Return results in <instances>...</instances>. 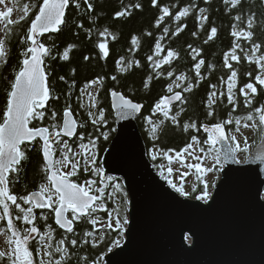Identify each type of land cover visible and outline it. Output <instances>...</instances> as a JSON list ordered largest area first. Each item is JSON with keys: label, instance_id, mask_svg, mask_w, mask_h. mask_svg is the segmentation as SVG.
Masks as SVG:
<instances>
[{"label": "trees", "instance_id": "obj_1", "mask_svg": "<svg viewBox=\"0 0 264 264\" xmlns=\"http://www.w3.org/2000/svg\"><path fill=\"white\" fill-rule=\"evenodd\" d=\"M40 2L41 0H16L18 13L14 17L11 15L10 19L17 22L8 25L7 34L5 32L6 22H3L2 38L6 39L8 56L7 63L0 60V120H2L6 103V93L10 90V82L20 67L22 60L20 52L27 47L26 43H21V37L26 34L30 21L34 18L36 9L31 6ZM88 2L92 3V10L87 9L85 0H70V5L66 10V22L60 30L44 34L39 38L42 43L51 48L50 55L44 58V68L48 74L47 84L53 98L48 101L44 109L45 118L42 121L33 120L30 127H49L52 131L51 125L61 124L63 110L70 106L78 122L77 135L70 139L63 138V140L68 141L73 153L80 143L87 145L90 138L94 139L96 146L92 150L96 155L97 167H101L103 152L115 133L114 115L110 105L112 91L121 92L124 96L142 104L137 123L147 152L153 147L165 152H169V149L180 151L186 145L195 142L192 140L193 136L197 137L198 147L206 150L208 145L204 141L208 134L203 131L201 125H212L231 119L233 122L225 125L230 134L237 131L236 119L240 120L239 128L245 123L259 120V115L254 110L264 104V85H259L255 77L258 74L264 77V73L261 72L255 58L250 62L245 54L252 56V46L259 44L260 49L255 56L264 55V0H241L236 7H232L230 3L226 4L225 0H157L158 6H153L152 0H88ZM76 3L80 4V8L75 7ZM26 4L30 6L29 16L21 21L19 18L23 15V6ZM136 4H140L141 7L136 8ZM163 7H168L170 14L164 15L157 25V20L163 15L161 11ZM186 7L189 9L188 14L176 19L177 12ZM201 9L204 11L201 12ZM125 10L128 14L115 15ZM237 15L241 17L240 20L235 19ZM250 16L253 18L251 29L248 28ZM202 17H207V19H202ZM78 24H83V27H77ZM212 27H216L217 33L215 37L208 40ZM178 28L182 30L174 35ZM105 29L107 30L106 35L101 36L100 33ZM241 30L251 31L252 38L249 40L232 35L233 31ZM133 37L137 38L135 45L132 43ZM157 42L161 45L159 53L155 51ZM100 43H106L108 49L106 57L98 47ZM69 45H74V47L69 51V59L64 60L62 54ZM233 49L240 59L237 62L229 55L227 61L231 65L229 69L225 66V54H230ZM168 50L175 51L178 56L170 64H162L159 69L155 68L154 62L162 60ZM86 56L89 59L85 60ZM149 56L153 57L152 61H149ZM200 60H203L204 64L201 65L198 77L195 64ZM136 61L139 62V66L136 65ZM73 69H75L74 73ZM231 70L237 72L236 86L233 89L235 111L227 100V82ZM169 72H172V76L168 75ZM248 73H251V76ZM181 76L184 78L177 79ZM60 77H64V80ZM148 77H151V80L145 87ZM91 81H97V83L90 84ZM250 82L257 88V93L251 95L252 103L246 107L245 97L239 89ZM169 85H172V92L168 91ZM190 85L191 90L184 91ZM211 85H216V87L213 89ZM175 91L182 92L183 100L170 105L168 118L162 112L154 111V106L161 97ZM213 91L217 96L214 97L216 103L212 105L214 114L210 117L207 115L208 96ZM245 91L250 93L251 90L245 89ZM89 93L98 101L95 108L91 106ZM220 93L224 95L220 96ZM101 109L104 111L105 122L93 124L92 120L98 117ZM53 110L57 113L55 120L51 118ZM89 112L93 113L92 117L88 115ZM249 114L253 115L252 120L247 118ZM172 116L176 117L175 123L171 119ZM192 122L196 123L197 128H189L185 131V123ZM258 127L261 125L258 124ZM80 133L84 135L83 141L79 138ZM101 133H106L108 138L105 140ZM258 139H255V144ZM29 147L30 150L26 153L27 159L22 161L19 173L10 177L12 180L10 191L18 197L38 190L39 183L44 182L46 176L43 171L44 161L39 140ZM54 148L57 157L59 145L56 144ZM72 153L69 155L72 156ZM148 156L150 158L149 153ZM160 159V157L154 160L150 158L158 172L162 170L159 165ZM78 160L81 169L71 179L77 183H83L88 179L96 180L97 184L94 189L104 187L105 203L108 211H112L116 208V196L113 195L112 199L107 198L108 180H104L101 184L100 176L83 171L84 157H79ZM89 167L91 168V165ZM205 183L203 177L200 176L198 179V174H196L190 198L200 195ZM124 193L123 190L119 191L118 197L121 204L127 202V196L125 197ZM95 194L99 195V193ZM18 202L22 207L25 206L22 201ZM127 209L125 206L122 208L123 215H127ZM0 210L2 212V208ZM10 210L16 227L23 230L24 222L15 219L22 213H19L13 205H10ZM98 215L107 218V212L98 211ZM0 229L7 231L6 221H0ZM100 229L82 220L74 223V232L67 233L54 223L52 236L58 238L59 242L62 239L65 240V243L63 245L54 244L52 239L46 242H52L53 256L51 258L55 262L62 255L55 252V249L66 247L69 255L65 264H85V257L88 259V264H91L92 260H100L101 256L108 252L109 247H115L113 241L119 239L121 243L123 240V233ZM85 232H92L93 235L85 236ZM94 235L96 240H99L101 235L105 237L97 247L92 246ZM72 239L77 240L75 247L70 244ZM85 240L88 243H84ZM29 247L36 254V243H31ZM37 260H40L38 254ZM47 261L45 260V264ZM0 264H7V258L0 260Z\"/></svg>", "mask_w": 264, "mask_h": 264}, {"label": "snow or ice", "instance_id": "obj_2", "mask_svg": "<svg viewBox=\"0 0 264 264\" xmlns=\"http://www.w3.org/2000/svg\"><path fill=\"white\" fill-rule=\"evenodd\" d=\"M225 3H230L232 7H236L241 3V0H225ZM0 4H5V0H0ZM88 10H92L93 5L89 3L88 0H85ZM153 6H158L157 0H152ZM70 5V0H41L40 3L32 5V8H35L34 18L31 19L30 25L27 28L26 34L21 37V43L27 44L21 52L20 55L22 60L20 62L19 70L15 72L14 79L10 82V90L6 93V103L3 109L2 120H0V208H2V214H0V221H6L7 231L5 235L7 236L8 250H0V260L7 258V264H37L34 259L33 250L30 249V241H35L36 243V254L41 255L42 257H49L47 264H53L51 257L53 252L51 251L52 245L45 242L47 237L51 239L52 229L49 227V231L41 233L40 229L37 228L34 224L36 216L34 215L33 209H49L54 213L55 224L59 228L64 229L67 233L74 232V222L85 221L88 224L93 226L99 223V218L94 217V214L98 211L107 212V223L100 230H113L119 233H123L125 226L129 223L127 215H123V210L118 206L112 211H108L107 205L105 203V189L104 187H98L94 189V186L97 184V181L94 179H88L83 183H77L72 177L76 176L81 169L80 161L73 159L75 156H84V172H91L94 176H100V183L103 184L104 180L108 181L114 180V177L103 176V169L97 167V160L95 152L92 149L96 146V141L94 139H89L88 144L80 143L79 148L83 150L82 152L72 153V148L69 145L67 140H61L60 137L67 136L69 138L77 135V120L74 118L71 107L67 106L63 110L62 114V123L52 124L50 131L49 127H30L29 125L33 120L42 121L45 118V111L48 101L52 99L51 89L47 84L48 74L45 71L44 58L50 55L51 48L46 46L44 43L38 39V37L43 36L46 33L58 32L61 26L66 22V9ZM6 11H0V19L5 21V32L9 31L8 25L14 24L17 21L10 19L11 14L13 13V7H9L5 4ZM76 8H80V4H75ZM136 8H140V4L135 5ZM163 15L157 20V25H159L160 20L163 19L164 15H169L170 11L168 7H163L161 9ZM204 10L201 9V12ZM30 12V6H23V15L19 18L21 21L28 18ZM189 9L186 7L183 10L177 12L176 19L184 17L188 14ZM128 14L127 11H119L115 15L123 16ZM240 16L235 17L236 20H240ZM202 19H207V17H202ZM253 26V18L250 16L248 19V28L251 29ZM77 27H83V24H78ZM182 29L178 28L177 33ZM167 32V29H165ZM107 30L101 32L100 35H106ZM217 33L216 27H212L208 40H211L215 37ZM150 35V33H149ZM195 35V33H193ZM232 35L235 37H243L245 39H251L253 33L251 31H233ZM51 38V37H49ZM132 43L135 45L137 43V38L133 37ZM207 43V41H205ZM74 45H69L67 49L62 54V59H69V51ZM98 47L101 49L103 55L106 57L108 55V49L106 43H100ZM191 47V46H189ZM239 47V45H236ZM260 45L254 44L252 46V56L246 55V58L251 62L255 58V62L260 67L262 73H264V55L256 57L255 53L259 51ZM156 53L161 51V45L159 42L155 45ZM193 51H196L193 49ZM229 55L231 59L239 62V57L235 54V49L231 53L225 54V66L231 69V65L227 63ZM8 52L6 50V39L0 38V60H3L4 63H7ZM178 54L173 50H168L167 55L162 58V60L155 61L154 67L159 69L162 64H170L173 59H175ZM85 60L89 59L87 56L84 57ZM149 61L153 60L152 56L148 57ZM119 64V61L117 62ZM139 66V62H135ZM204 64L203 60H200L199 63L195 64V69L197 76L199 77L201 65ZM126 70V69H121ZM75 69H73V73ZM169 76H172V72L168 73ZM251 76V73H248ZM236 70H231V75L228 77L227 82V100L230 105L233 106V111H235V96L233 89L236 86ZM184 77H178L177 79H183ZM61 80H64V77H60ZM115 79V77H112ZM151 80V77H148V80L145 81V87L148 86V81ZM256 82L259 85H264V77L257 75L255 77ZM90 84H95L97 81H91ZM191 85L188 88H185L184 91H190ZM213 89L216 85H211ZM245 89L251 90L250 93L246 92ZM168 91L172 92V85L168 86ZM83 92V90H82ZM239 92L245 97V106L247 107L252 103L251 95L257 93V88L253 83H247L243 88L239 89ZM71 93H69L70 95ZM112 97L119 100L118 107L123 113L126 110L139 111L142 108V105L139 103H134L132 100L125 98L122 94L112 91ZM224 93H220V96H223ZM216 92H210L208 96V107L209 111L208 116H213L212 105L216 103ZM58 99V97H56ZM89 98L91 100V106L96 107L98 101L96 97L89 93ZM183 97L181 92H175L172 96H163L155 104L154 111L162 112L163 115L168 118L170 105L173 101H182ZM183 109H181L182 111ZM255 113L259 115V125L264 126V104L260 107L255 108ZM179 113H177L178 115ZM90 117L93 116L92 112H89ZM57 117L56 111L51 112L52 120H55ZM249 120L253 119V115L249 114L247 117ZM172 121L176 122V117H171ZM98 122H105L104 120V111L99 110V115L97 118L92 120L93 124ZM233 121L231 119L226 121H221L214 123L210 126L201 125L204 131L208 134L207 139L204 141L205 144L209 145V151H211L218 143L224 142L229 139L225 132V125L231 124ZM235 123L237 125V131H239L240 120L236 119ZM248 127V125H245ZM189 128L196 129L197 125L195 122L185 123L184 130L187 131ZM155 132V129H153ZM101 135L106 140L107 134L101 133ZM37 138L42 142L40 145V151L42 153L44 167L43 171L46 173L45 183H41L38 186V190L29 192L24 196H17L10 191V174H18L20 167L22 166V161L27 159V151L30 150V145H32ZM81 141L84 140L83 133L79 134ZM231 141H236V137L232 136ZM193 141H197V137H192ZM54 144L59 145V151L61 154V159L54 160L53 156L56 151ZM245 147L243 151H247V137L244 138ZM23 146V147H22ZM193 145L188 144L185 148L181 149L180 152L175 153V157L169 156V160L178 159L182 166H186L188 169H195L198 174V179L203 174L216 170L213 168H205L202 166L201 162L195 164H184L185 156L184 153L192 156L196 161H201L200 156H194L189 149H192ZM241 150L239 142H236V146L232 147L231 144L227 145V152L225 153V158L229 159L232 157V154L236 151ZM169 152L175 150L169 149ZM201 152L205 150L200 149ZM217 151H219L217 149ZM69 153H72L70 157ZM167 155V154H166ZM155 159V156L153 157ZM257 160H264V145L260 146L256 153ZM237 163L242 161L237 160ZM216 163L219 164V159L216 158ZM91 165V168L89 167ZM70 166L69 171H64L65 168ZM169 173L173 171L171 168L168 169ZM188 173L184 172L181 174V179L184 176H187ZM169 184L182 196H188L189 193L185 191L183 186H177L171 180L168 181ZM113 193H108L107 198L112 199L113 195L117 191H121V186L119 184L112 185ZM195 190V189H194ZM99 193V195L95 194ZM125 197L127 196L124 193ZM210 198V193L208 191L207 183L204 184L203 191L200 195L196 196L197 200H207ZM22 201L25 205H30L25 208L21 206ZM10 205L15 206L19 210V213L22 215H17L16 220H21L25 224L32 225L31 227L24 228L23 230L16 227L13 216L11 214ZM69 213L71 218H69ZM44 220H47V216H43ZM0 231H3L0 229ZM10 233V235H9ZM35 234V235H34ZM92 232H85V236H92ZM104 236L101 235L99 240L93 239L92 246L97 247L100 242H103ZM61 245L65 243V240L59 242ZM84 243H88L87 240ZM70 244L75 247L77 245V240L72 239ZM114 246H120V240L116 239L113 241ZM108 251H112V248L109 247ZM55 252L61 253L59 259L55 261V264H65V260L69 255V250L66 247H57ZM85 264H88L87 257L84 258ZM38 264H45V260L41 258ZM91 264H101L100 260H92Z\"/></svg>", "mask_w": 264, "mask_h": 264}, {"label": "water", "instance_id": "obj_3", "mask_svg": "<svg viewBox=\"0 0 264 264\" xmlns=\"http://www.w3.org/2000/svg\"><path fill=\"white\" fill-rule=\"evenodd\" d=\"M111 93L115 133L101 158L102 175L122 180L129 223L101 264H264V160L256 159L264 126L241 163L235 153L225 158L229 140L218 143L220 176L210 198L197 200L180 195L150 160L137 123L142 108L122 113Z\"/></svg>", "mask_w": 264, "mask_h": 264}, {"label": "rangeland", "instance_id": "obj_4", "mask_svg": "<svg viewBox=\"0 0 264 264\" xmlns=\"http://www.w3.org/2000/svg\"><path fill=\"white\" fill-rule=\"evenodd\" d=\"M15 2H16V0H5V4L9 7H13V9H14L13 13L11 14L12 17L17 15V13H18V9L16 7ZM5 4H0V11H6ZM3 22L4 21L2 19H0V38H2L3 33H4ZM258 124H259V120L254 121V122L245 123L244 125H242L239 128V131L231 132L230 134L227 132V130L225 128L226 134L229 137L228 140L231 143L232 147H235L236 142H239L241 150H238L235 152L236 157L239 161H243L248 156V154L251 152V150L256 145L255 139L260 138L262 131H263V127H262V125H261V127H258ZM245 125H248V127H245ZM232 136L236 137V141H231L230 138ZM245 137H247V149H248L247 151H243V149L245 147V144H244V138ZM60 139L63 140L62 137H60ZM191 144L193 145V147H192V149H189V152H191L194 156H200L202 158V160L196 161L192 158V156L188 155V153H184V156H185L184 164L187 165L189 163L195 164L197 162H201L202 166L205 168L215 167L216 170L207 172V173L202 175L204 181L208 185V191H209V193H211L216 181L218 180V178L220 176V169L222 168V165H223L222 157L219 154V151H217L218 144L211 151L208 150L209 149V145H208V147L206 148V150L204 152L200 151V148L198 147L196 141L191 143ZM53 146H56V144H54ZM82 151L83 150H81L78 147L76 150L73 151V153L82 152ZM176 152H180V151L165 152V151H162L161 149H159L157 147H153L152 150L149 151L148 153H149L150 158L152 160H154L153 159L154 156H155V159L158 157L161 158L159 161V165L162 168V170L159 172L160 175L163 178H165L167 181L171 180L177 186H183L185 191L189 193V195L185 196V197H191L190 192H191V188L193 186L195 176L197 173H196L195 169H188L186 166H182L178 159H172L170 161L168 157L169 156L175 157ZM79 157H84V156L83 155L75 156V157H73V159L78 160ZM56 158H57L56 160L61 159L60 151H59L58 156ZM216 158L219 159V164L216 163ZM169 168H171L173 170L171 172V174L168 171ZM69 170H70V166L68 168L64 169V171H69ZM184 172H187L188 175L184 176L183 179H181V174ZM111 177H114V176H111ZM105 180H107V179H105ZM114 184H119L121 186V190H123L126 193L124 186H123V182L119 177H114V180L108 181L107 185L109 188V193H113L112 185H114ZM169 185H171V184H169ZM114 195L116 196V201H115L116 207L119 206L122 209L125 206V208L127 209L128 197H127V202L124 204H121L119 197H118L119 191L115 192ZM0 214H2L1 210H0ZM94 217L99 218V223L97 225H95L97 228H102L104 225H106L107 218L100 217L98 215V212L94 214ZM2 230L3 231H0V250L7 251L8 250L7 236L5 235V230L4 229H2ZM94 239H95V235H94ZM46 242H49V240L47 239ZM47 258H49V257H47ZM46 260H48V259H46Z\"/></svg>", "mask_w": 264, "mask_h": 264}, {"label": "flooded vegetation", "instance_id": "obj_5", "mask_svg": "<svg viewBox=\"0 0 264 264\" xmlns=\"http://www.w3.org/2000/svg\"><path fill=\"white\" fill-rule=\"evenodd\" d=\"M13 174H10V177L12 176ZM46 182V179L44 178V182L42 181V182H40L39 184H41V183H45ZM10 183H12V180L10 179ZM9 187H10V185H9ZM30 205H25L24 207L25 208H27V207H29ZM33 212H34V215L36 216V219H35V221H34V224H35V226L37 227V228H39L40 229V232L41 233H45V232H48L49 231V227L48 226H51V229H52V227H53V224L55 223L54 222V213H52L49 209H37V208H34L33 209ZM42 215L43 216H47L48 217V219L47 220H44L43 218H42ZM69 218H71V214L69 213ZM24 225H25V228H27V227H31L32 225H28V224H25L24 223ZM35 235V234H34ZM51 235H52V233H51ZM48 238L46 237L45 238V242H46V240H47ZM51 239L53 240V243L54 244H58L59 243V239L58 238H55V237H53V236H51ZM51 239L49 240V241H51ZM35 243V241H30V243H29V246L31 245V243ZM50 244H52V242L50 243ZM39 258L41 259V258H43L44 260H46V259H49V258H47V257H42L41 255H39ZM34 259H35V261L37 262V264H38V262H39V260H37V254H34ZM52 259V258H51ZM52 261H53V264H55V262H54V260L52 259Z\"/></svg>", "mask_w": 264, "mask_h": 264}]
</instances>
